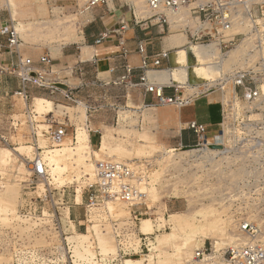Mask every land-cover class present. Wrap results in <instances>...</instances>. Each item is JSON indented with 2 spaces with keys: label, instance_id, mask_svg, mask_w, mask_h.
I'll list each match as a JSON object with an SVG mask.
<instances>
[{
  "label": "rangeland",
  "instance_id": "obj_1",
  "mask_svg": "<svg viewBox=\"0 0 264 264\" xmlns=\"http://www.w3.org/2000/svg\"><path fill=\"white\" fill-rule=\"evenodd\" d=\"M145 1V5H138L137 0H110L106 7L84 10L87 0H0V29H15L18 45L14 50L23 57L49 54L58 58L64 48L80 51L77 48L83 45L76 36H82L84 26L98 14L107 16V19L127 17L143 20L150 17L151 13L144 7ZM179 13L187 16L179 20L174 13H167L170 20V32L167 34H183L187 44L184 26L191 27L189 23L194 19L188 9L183 8ZM195 25L197 27L196 22ZM169 44L173 46L171 42ZM6 46L7 37L0 36V71ZM83 54L82 59L90 57V53ZM189 57L193 58L191 52ZM227 63L226 68L235 62ZM193 76L205 80L207 77ZM213 76L216 78L219 74L214 73ZM16 79L0 72V154L5 152L9 155L7 164H0V194L7 202L0 206L11 205L6 219L0 217L3 218L0 220V257L4 261L12 256L13 264H186L203 247L209 249L213 246L219 250L226 245L247 243L248 237L240 228L247 219L264 226V217L246 214V206L238 194L236 198L228 199L226 193L233 185L226 181V175L232 168L221 162L212 167L204 165L198 162L200 155L197 152L188 154L185 152L190 148L177 146L181 129L189 127L191 122L182 120V114L189 107L160 104L142 107L139 111L131 105H115L110 111L111 123L97 124L100 117L105 116L104 112L87 113L84 106L73 105L60 95H51L46 89L36 87L29 89L26 100L17 94L20 89L16 88ZM193 92V89H186L185 96ZM224 92L223 96L219 93L220 100L234 95L231 86L225 87ZM36 98H45L50 103H42L40 110ZM93 104L99 106L100 103ZM232 104H235L233 111L245 110L240 99L238 102L232 99ZM28 106L38 121L36 140L42 146L47 167L46 178L34 184H29L30 172L26 164L36 153L35 136L25 116ZM47 114L55 122L68 123L67 133L61 141H50L45 135L47 128L42 122ZM95 129L100 130L99 135L94 136L99 145L92 146L88 140L92 152L88 170L66 153L88 134L90 137L89 131ZM107 133H114L116 137L109 147L104 145ZM107 159L129 164L143 173L149 182L147 206L135 209L136 214L143 212L137 227H125L131 217L125 204H109L104 209L88 210L89 187L97 181L95 163ZM57 160L61 169L55 172L52 165ZM10 184L20 185L17 186L20 190L17 197H9V189L7 192L3 190L5 186H12ZM234 186L237 192L242 191V185ZM6 200L13 205L18 203L13 206ZM206 207L214 214L215 219L211 223L219 226L220 232L208 239L204 246L197 242L196 233L195 243L185 249L181 246V238L184 239L189 224L195 222L200 228L206 225L199 213ZM176 213L185 214L181 219L184 221L172 226L171 218ZM73 218L77 219L73 221ZM144 219L150 220L151 230L143 229ZM29 222L32 230L24 228ZM93 224L99 226L92 228ZM179 226L183 228H177ZM142 233H147V236ZM174 242L180 247L177 248ZM199 264H218V261L205 259Z\"/></svg>",
  "mask_w": 264,
  "mask_h": 264
},
{
  "label": "built area",
  "instance_id": "obj_2",
  "mask_svg": "<svg viewBox=\"0 0 264 264\" xmlns=\"http://www.w3.org/2000/svg\"><path fill=\"white\" fill-rule=\"evenodd\" d=\"M110 0H87L84 10H93L106 6ZM146 6L160 25H170L167 13L179 12L188 9L197 27L192 29L185 25L188 43L191 45H215L219 48L217 56L210 59L212 67H218L219 76L213 79L190 77L183 84L172 83L173 96L164 93L165 84L150 81L147 73L153 69H160L163 60H170V51L163 50L158 54H145L142 57L141 68L143 75L139 83L131 85L142 87L146 92L153 94L157 105L174 104L185 106L194 98L225 93V87L233 89L232 98H221L222 120L219 128L210 133L208 127L195 120L189 123V129L195 134L197 143L192 146H180L182 149H201L197 157L198 162L213 166L221 162L233 170L226 175V181L233 185H242V191L232 187L226 193L228 199L240 196L246 206V214H258L264 217V0H146ZM125 28V27H123ZM0 36L7 37V52L19 55L14 49L18 45L15 29H0ZM107 33L101 36L105 38ZM120 44L124 45L123 37ZM246 47L244 54L229 65L225 64L231 51L237 46ZM138 50L144 53V47L139 44ZM193 54V53H192ZM199 64L196 56L190 59L186 67ZM53 58L49 54L42 55L38 61L31 57L17 58L15 62L1 67V73L18 78L21 89L17 94L28 99L29 89L36 87L46 89L51 95H60L69 103L84 106L86 112H96L102 106L106 84L98 79L84 80L80 85H64L47 78L52 72ZM73 72L83 75L86 72L84 63H79ZM127 74L121 80L127 81L132 73L129 65L125 66ZM196 80H195V79ZM193 89L192 94L183 96L181 88ZM99 98H95V97ZM232 99L243 101V112L233 111ZM93 103H100L94 105ZM233 111V112H229ZM227 114V118H226ZM27 122L35 136L36 153L29 160L31 169L29 184H34L41 178H46V162L42 156V146L36 140L37 119L34 111L28 106L25 110ZM44 133L50 141H61L67 133V122H55L48 114L44 116ZM77 138V128L75 129ZM205 150H204V149ZM96 183L90 185L87 198L88 210L104 209L109 204H125L130 210L129 225L137 227L139 216L143 214L135 209L147 206L150 198L147 191L149 182L143 173L129 164L111 159L96 161ZM43 176V177H42ZM146 185V186H145ZM240 228L248 237L247 243L241 246L226 245L216 250L205 248L196 251V255L186 264H199L209 259L218 261V264H264V226L254 221ZM244 222V221H243ZM118 226V223L115 224ZM147 236V233H142ZM119 236V235H118ZM140 237V235L138 234ZM141 239V238H140ZM135 246V245H133ZM142 248V245H140ZM134 248V247H132Z\"/></svg>",
  "mask_w": 264,
  "mask_h": 264
},
{
  "label": "crops",
  "instance_id": "obj_3",
  "mask_svg": "<svg viewBox=\"0 0 264 264\" xmlns=\"http://www.w3.org/2000/svg\"><path fill=\"white\" fill-rule=\"evenodd\" d=\"M99 11L100 9L96 12ZM169 26L160 25L154 18L138 20L137 18L114 17L107 19V16L98 14L84 26L83 37L81 39L83 46L77 48L80 51L64 48L58 58L50 55L53 58V65L52 72L47 73V78L65 86L80 85L84 80L93 79L104 82L106 86L103 97L94 96L102 101V106L98 111L105 113V116L100 117L101 120H98L97 124L109 125L111 123L112 117L110 111L115 105H131L139 111L142 107H149V105L156 106L157 104L153 99L152 93L146 92L142 87L134 86L130 83L136 84L140 82L143 75V69L141 68L143 55H154L163 50L171 51L173 49L167 40V37H169L167 32H170ZM105 33H107V36L102 39L101 36ZM122 37L124 45L120 44ZM139 44L144 47V53L138 50ZM87 46L88 49L91 48L89 55L91 53L92 55L88 59H82L83 47ZM19 56H21L20 52L17 55L16 53L10 54L5 51L1 63L7 65L8 63L15 62ZM41 56L37 54L31 58L38 61ZM81 62L86 67V72L83 75L73 72V68ZM126 65H129L133 70L129 80L123 82L121 78L127 74ZM186 68L188 69L186 80L190 77H197L193 76L192 67ZM164 72L171 75L172 80L169 82L163 81L159 74ZM175 72L176 67L172 66L171 61L164 59L162 67L157 70L148 71L147 76L150 81L164 83L165 95L173 96L175 92L172 87H169V84L178 83L173 80ZM186 80L178 84H183ZM16 81V88L21 89L20 80L17 78ZM186 89L189 88L183 87L180 90L183 96L186 94ZM218 97L219 93H213L194 98L189 104L185 105L189 109L182 114L183 122L195 120L205 124L210 133L216 131L222 120V104ZM89 132L91 145L98 146L99 141L94 136L99 135L100 130L95 129ZM196 143L197 138L192 130L188 127H183L176 143L177 146H192ZM76 219L73 218V221Z\"/></svg>",
  "mask_w": 264,
  "mask_h": 264
},
{
  "label": "bare ground",
  "instance_id": "obj_4",
  "mask_svg": "<svg viewBox=\"0 0 264 264\" xmlns=\"http://www.w3.org/2000/svg\"><path fill=\"white\" fill-rule=\"evenodd\" d=\"M138 2V5L144 3V0H137ZM146 2V1H145ZM145 5V3H144ZM148 13L150 12V10L148 9L147 6H144ZM143 6H141V8L145 9ZM142 9V11H143ZM147 11H144V13ZM183 11V10H182ZM180 12V11H179ZM179 12H175L174 14L176 15V17H179V20L181 19H184L185 18V14L183 13H179ZM187 12V11H186ZM151 13V12H150ZM188 13V12H187ZM142 14V13H141ZM151 15V14H150ZM187 16V15H186ZM174 19V18H173ZM171 20L172 22H174V20ZM189 19V18H188ZM191 20V19H189ZM188 21V20H187ZM170 22V20H169ZM171 22V23H172ZM190 22V21H189ZM192 22V21H191ZM189 23L190 25L192 24L191 27L194 26V23L195 21H193L192 23ZM47 23V22H46ZM45 23V24H46ZM44 23H42L43 25ZM41 25V26H42ZM187 25V24H186ZM196 27V25L194 26V28ZM75 30V29H74ZM74 34L76 33L75 31H73ZM77 38L79 39H82L83 36H76ZM187 39V38H186ZM167 40L169 42H171V44L173 45L172 46V50L170 51V61L172 63V66L173 67H176V72L174 74V81H177L178 83L183 81L184 79H187V76H188V69L186 68V65L189 63L190 61V57H189V53H193L196 58H197V62H199V64L193 66L191 69H192V74L193 75H204V76H207L206 77V80L207 79H213L215 78V76H213L214 73H218V70L219 68L218 67H212V65L210 64V59L213 57V56H217V54L219 53V48L215 45H202V44H197V45H189V43L185 42V36H183V34H174V35H169V37H167ZM84 49V47H83ZM90 49H88V46L85 47L84 49V54L85 55H88L90 52ZM246 47L244 46H237L235 47L232 51H231V54H230V57L228 58V61H232V62H235L237 61L241 56L242 54H244V51ZM83 54V55H84ZM92 55V53H91ZM90 55V56H91ZM228 64V63H227ZM171 72V71H170ZM172 73V72H171ZM156 76V75H155ZM160 78L163 79V81H170L172 80L171 78V75H169L168 73H161L159 74ZM158 76V77H159ZM160 79V80H161ZM205 79V78H203ZM172 82V81H171ZM233 90V89H232ZM233 94V93H232ZM37 101H38V106H39V109L42 110L41 108V104L44 103V102H48L50 103L47 99L45 98H36ZM232 103V102H231ZM235 106V104H232V106ZM234 106L232 108H234ZM68 109H71L69 107H67ZM38 114L39 113H42V112H37ZM83 114V113H82ZM85 117L87 118V114L85 113L84 114ZM226 118H227V115H226ZM228 119V118H227ZM78 137V136H77ZM116 139L115 137V134L114 133H107L104 135V145L107 147L110 146L111 143H113V141ZM88 140L90 142V137H89V134H88V137L86 136L85 139H83L82 141L80 140L79 144L75 147V148H70L69 150H67L68 152L66 153V155L70 156V157H73L75 159V161L79 164H83L84 166H86L85 168L90 170V159H91V156H92V152L90 150V143H88ZM204 149V148H203ZM205 150V149H204ZM197 152V155L199 152H203L201 150H197V149H188L186 150L185 153H195ZM65 155V153H64ZM8 158H9V155L7 153H3V154H0V164H7L6 162L8 161ZM17 160L14 161V163H16ZM27 164V167H28V170L30 173L31 172V169L29 168V160H27L26 162ZM53 169L55 172L59 171L61 169V164H59V160H57V162L55 164L52 165ZM43 177V176H42ZM12 185V184H10ZM17 186L20 187V185L18 184ZM16 185H12V186H5L4 187V191L6 190V192L8 191L9 189V193H8V196H12V197H17L19 195V188L17 187ZM11 188V189H10ZM21 189V188H20ZM2 190H0L1 192ZM6 198L3 197L1 194H0V205L2 202H4ZM11 199V198H9ZM8 201V200H6ZM5 203L7 204V202H4V205ZM8 203H11L8 201ZM13 203V202H12ZM11 203V204H12ZM18 203V202H16ZM16 203L14 205H16ZM3 204V203H2ZM0 206V217L7 215L8 212H11L10 211V206L11 205H6V206ZM13 205V204H12ZM13 205V206H14ZM12 206V207H13ZM14 208V207H13ZM12 209V208H11ZM15 209V208H14ZM206 208H204L203 210H200V218L202 219L201 221H203L204 223H206V225L202 228L196 226V223L193 222L191 224H189L188 228L186 229L187 230V233L185 234L184 236V239L181 238L183 240L182 245L180 243L181 246H183L185 249L186 248H189L191 247L195 241H196V236L195 234L197 233V242H199L202 246L205 245L206 241L208 239H212L214 238L219 232V226H216V225H213L211 222L212 220L215 219V216L214 214L211 212V211H207ZM16 210V209H15ZM14 211L12 210V213ZM16 213V212H14ZM9 216V215H8ZM185 214L183 213H176V214H173L172 218H171V224L172 226H175V225H178L180 223H182L184 220H181L182 217H184ZM7 217V216H6ZM5 217V219H6ZM3 219V218H1ZM0 219V220H1ZM167 222V220H166ZM247 222H244L242 223V226L243 224H245ZM142 224H143V229L145 231L147 230H151L152 229V224L150 222L149 219H144L142 221ZM186 224V223H185ZM99 226V224H93L92 228H97ZM32 223L29 222L27 223L26 227H24L26 230H32ZM184 227H187L184 226ZM177 228H180L177 227ZM181 228H183L181 226ZM180 228V229H181ZM175 229V228H174ZM178 229V230H180ZM221 229V227H220ZM185 231V228L183 229ZM33 232V231H32ZM184 233V232H183ZM182 233V234H183ZM184 235V234H183ZM167 237V236H166ZM169 239V238H168ZM172 240V239H171ZM176 241V239H175ZM177 242V241H176ZM176 242H174L175 244H177ZM172 243V242H171ZM162 244V243H161ZM179 244V243H178ZM177 244V248H179L180 246ZM168 245H170L168 243ZM179 246V247H178ZM206 247H203L202 249H199V250H204ZM179 250V249H178ZM180 252V251H179ZM178 252V253H179ZM191 253H188V255H190ZM194 258V257H193ZM14 260V257L10 256L8 259H6L5 261L0 257V263H2L3 261V264H13ZM204 261V260H203ZM202 261H200L199 263H201Z\"/></svg>",
  "mask_w": 264,
  "mask_h": 264
}]
</instances>
